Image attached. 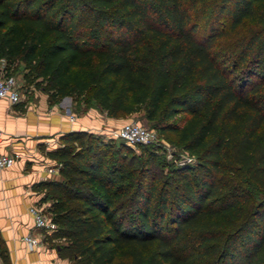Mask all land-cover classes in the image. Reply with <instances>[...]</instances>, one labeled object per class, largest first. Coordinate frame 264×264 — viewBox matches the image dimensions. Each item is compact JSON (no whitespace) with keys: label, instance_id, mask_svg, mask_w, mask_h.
Segmentation results:
<instances>
[{"label":"trees","instance_id":"1","mask_svg":"<svg viewBox=\"0 0 264 264\" xmlns=\"http://www.w3.org/2000/svg\"><path fill=\"white\" fill-rule=\"evenodd\" d=\"M1 62L7 75L22 63L50 103L70 96L108 116L167 122L161 130L197 157L160 181L153 150L135 175L133 146L62 134L44 149L58 176L34 186L56 225L43 240L61 258L264 264V201H254L264 191V0H0ZM181 113L182 127L169 123ZM0 264H10L1 235Z\"/></svg>","mask_w":264,"mask_h":264},{"label":"crops","instance_id":"2","mask_svg":"<svg viewBox=\"0 0 264 264\" xmlns=\"http://www.w3.org/2000/svg\"><path fill=\"white\" fill-rule=\"evenodd\" d=\"M3 73L1 62L0 76ZM32 89L33 95L28 100L22 99V95L17 103L0 99V153L18 154L10 167L0 168V235L10 264H71L43 238L35 247L22 239L27 233L40 236L33 226L29 207L43 196L35 190V184L47 176V167L56 164L44 149L59 146V137L66 132L84 130L103 135L108 124L117 122V127L122 123L97 105L86 108L70 96L50 103L47 93ZM46 203L47 206L50 204L48 201L43 204Z\"/></svg>","mask_w":264,"mask_h":264},{"label":"rangeland","instance_id":"3","mask_svg":"<svg viewBox=\"0 0 264 264\" xmlns=\"http://www.w3.org/2000/svg\"><path fill=\"white\" fill-rule=\"evenodd\" d=\"M203 25V28H205L207 19L202 18L200 21ZM219 24L224 26L225 28L228 26L227 20L225 18H222L219 20ZM249 31L247 29H240L239 33L237 35H234L233 37H228L225 39H222V44L231 43L236 38H239L245 34H247ZM12 71L10 74H12L20 87V92L22 95V99L28 100L30 95H33V84L29 83L23 78V64L22 63H14L12 66ZM5 74V73H3ZM40 93H46L43 88L36 89ZM32 97V96H31ZM77 103V102H76ZM79 103V102H78ZM94 105V104H92ZM91 105V106H92ZM81 106V105H80ZM79 106V107H80ZM78 107V108H79ZM81 108L79 109V111ZM143 111H138L131 114H120L117 118L119 122L121 123L127 122V121H136L142 124L143 126L153 129L155 133L157 134V137L159 139L158 145H148V147H141V146H133L131 149V152H128V159H130V166L135 168V175L138 173L140 165L143 164V160L147 158V155L149 153V150L154 151V158H153V164L151 165V168L149 167V170L151 173H154L158 176L160 181L164 180L169 175V170L172 166H178V165H189V166H195L197 164V157L195 155L190 154L178 141L177 136L175 133L171 131H162L161 127L166 125L167 122H147L142 118ZM187 113H181L178 116H176L174 119H172L169 123H174L178 125L179 127H182L185 123V119L187 117ZM117 123V122H115ZM110 123L107 125L106 133L116 127L117 124ZM102 135V134H101ZM104 140L107 142L113 141L114 146H117L120 144L118 139L111 138L108 134L102 135ZM150 146V147H149ZM56 166V164H54ZM53 165V166H54ZM148 169V167H147ZM254 201L260 202L264 201V191H257V195L254 197ZM254 202V203H255ZM48 203H50L48 201ZM39 204V203H37ZM40 205V204H39ZM41 206L44 208L47 207L46 204H41ZM45 213L49 215L46 211ZM40 237L41 234H40Z\"/></svg>","mask_w":264,"mask_h":264},{"label":"built area","instance_id":"4","mask_svg":"<svg viewBox=\"0 0 264 264\" xmlns=\"http://www.w3.org/2000/svg\"><path fill=\"white\" fill-rule=\"evenodd\" d=\"M3 98L7 99L10 103H17L21 100L20 87L12 74L0 76V99ZM105 134H108L111 138L122 140L131 146L139 144L158 145L159 143L157 134L153 129H149L136 121L124 122L110 129ZM1 140L2 131L0 130V142ZM17 156V153L13 155L0 153V168L5 169L10 167ZM57 174L58 168L56 166H49L47 167V176L43 177V180L55 177ZM29 213L33 218L34 228L39 231L42 237L27 233L22 239L30 247H35L40 244L41 238H44L46 234L51 233L55 229L56 225L39 204L30 206Z\"/></svg>","mask_w":264,"mask_h":264}]
</instances>
